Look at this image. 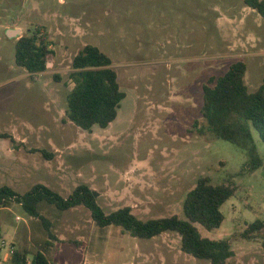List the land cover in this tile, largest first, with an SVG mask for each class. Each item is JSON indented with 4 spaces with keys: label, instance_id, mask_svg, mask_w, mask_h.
I'll return each mask as SVG.
<instances>
[{
    "label": "rangeland",
    "instance_id": "obj_1",
    "mask_svg": "<svg viewBox=\"0 0 264 264\" xmlns=\"http://www.w3.org/2000/svg\"><path fill=\"white\" fill-rule=\"evenodd\" d=\"M38 27L53 54L48 70L31 78L16 65L15 45ZM87 45L111 58L126 94L117 119L91 132L66 118L72 61ZM238 61L249 92L257 91L264 19L243 0H0V133L13 138L0 139V187L23 195L43 184L68 197L85 184L106 213L131 207L146 221L184 219L201 178L232 183L237 193L222 207V225L199 227L201 234L230 242L232 264H264L260 241L242 237L264 220V142L253 130L263 164L252 171L244 149L190 132L202 120L203 85ZM42 214L48 227L20 204L0 211V264L46 241L53 264H210L182 252L175 233L144 240L100 229L82 206L59 212L43 204Z\"/></svg>",
    "mask_w": 264,
    "mask_h": 264
},
{
    "label": "trees",
    "instance_id": "obj_2",
    "mask_svg": "<svg viewBox=\"0 0 264 264\" xmlns=\"http://www.w3.org/2000/svg\"><path fill=\"white\" fill-rule=\"evenodd\" d=\"M244 4L264 19V0H243ZM53 43L40 27L20 37L15 45L16 65L33 75L48 70ZM247 66L238 61L219 77H211L203 85L202 120L193 124L191 133L230 142L247 153L250 170L259 169L263 161L255 145L253 130L264 142V79L259 89L249 92L245 82ZM73 88L67 95L66 118L78 128L91 132L94 127L108 128L117 117L126 94L121 90L111 58L98 47L87 45L72 61L69 76ZM13 138L0 133V139ZM48 158V157H47ZM237 193L232 183L214 185L208 178L198 180L184 201V219L177 215L143 221L133 214L131 207L106 213L98 204L88 185L78 186L68 197L51 188L37 184L21 195L8 186L0 187V211L13 203L20 204L27 215L49 222L42 214L43 204L54 206L59 212L84 207L100 229L120 227L134 238L150 240L164 233H175L181 238V250L210 264H232L235 256L227 240L203 237L200 228H219L225 217L223 205ZM247 241L259 240L264 249V220L257 219L243 232ZM1 239V229H0ZM53 245L46 241L33 253L27 249L14 251L10 264H53L48 253ZM1 252V250H0Z\"/></svg>",
    "mask_w": 264,
    "mask_h": 264
},
{
    "label": "water",
    "instance_id": "obj_3",
    "mask_svg": "<svg viewBox=\"0 0 264 264\" xmlns=\"http://www.w3.org/2000/svg\"><path fill=\"white\" fill-rule=\"evenodd\" d=\"M20 34H21L20 30H7V35L10 38H17V37H19ZM94 196L96 198L98 196V194L96 192H94Z\"/></svg>",
    "mask_w": 264,
    "mask_h": 264
},
{
    "label": "crops",
    "instance_id": "obj_4",
    "mask_svg": "<svg viewBox=\"0 0 264 264\" xmlns=\"http://www.w3.org/2000/svg\"><path fill=\"white\" fill-rule=\"evenodd\" d=\"M15 139V138H14ZM17 140H19V138L17 139ZM16 141V140H15ZM22 142H23V140H21ZM17 142V141H16Z\"/></svg>",
    "mask_w": 264,
    "mask_h": 264
},
{
    "label": "built area",
    "instance_id": "obj_5",
    "mask_svg": "<svg viewBox=\"0 0 264 264\" xmlns=\"http://www.w3.org/2000/svg\"><path fill=\"white\" fill-rule=\"evenodd\" d=\"M18 220H20V218H18ZM11 253H13V251H11Z\"/></svg>",
    "mask_w": 264,
    "mask_h": 264
}]
</instances>
